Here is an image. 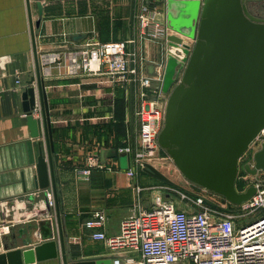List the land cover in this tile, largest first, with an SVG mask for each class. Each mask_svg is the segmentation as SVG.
Here are the masks:
<instances>
[{"label": "crops", "instance_id": "obj_1", "mask_svg": "<svg viewBox=\"0 0 264 264\" xmlns=\"http://www.w3.org/2000/svg\"><path fill=\"white\" fill-rule=\"evenodd\" d=\"M30 3L31 10L27 0H0V253L6 252L4 244L10 249L33 248L34 264H63L57 207L56 203L52 207L48 203V193L54 191L51 186L41 188L38 182L40 158L48 162L38 95L34 110L40 126L38 137L31 136L24 110L23 93L31 86L28 81L36 76V42L49 108L68 259L76 262L120 256L139 260L138 251L115 252L104 241L94 239L85 222L103 212L107 221L102 230L107 235L118 234L131 208L150 206L154 192L147 190L157 187L160 180L137 167L134 175H129L132 160L121 150L137 148L140 141L139 112L145 105L146 91L142 78L164 79L168 45L146 35L139 20L148 6L155 8L165 22L162 2L43 0L41 14L38 2ZM181 36L184 43L190 44L191 37ZM122 40L129 41L128 51L133 53L131 66L137 73L134 81L121 82L105 72L71 77L65 74V59L61 64L51 60L44 63L43 57L53 52L65 56L69 50L90 42ZM163 81L161 93H165ZM32 85L37 88V81ZM110 149L117 155L102 160L101 151ZM121 154L126 155L127 167L115 161ZM92 156H98L107 168H96L87 178L79 176L77 171L87 167ZM46 222L48 226H41ZM42 228L51 233V238L45 237Z\"/></svg>", "mask_w": 264, "mask_h": 264}, {"label": "water", "instance_id": "obj_2", "mask_svg": "<svg viewBox=\"0 0 264 264\" xmlns=\"http://www.w3.org/2000/svg\"><path fill=\"white\" fill-rule=\"evenodd\" d=\"M27 5L31 10L30 0ZM37 5L41 14L43 5L41 2ZM31 25L35 39L33 21ZM167 25L195 42L193 45L184 43V39L175 34L168 37L169 56L163 81L165 93L184 69L169 94L159 144L189 181L239 205L256 191L254 185L238 191L236 180L242 156L264 131V19L251 14L243 0H168ZM33 46L36 76L28 81L31 86L23 93L24 110L31 136L38 137L39 120L34 117L38 95L48 147V162L44 157L39 161L38 182L41 188L51 186L54 191L63 264H113V259L108 257L76 262L68 259L47 95L36 42ZM35 80L37 88L32 85ZM116 155L114 149L101 151L102 160ZM254 161V167L245 166L252 174L264 169V141L254 153ZM144 170L182 188L150 163L145 164ZM43 225L46 227L49 222L41 223ZM42 230L44 234L48 233ZM51 236V233L45 235ZM52 243L57 247L56 241ZM4 249L6 252L0 253L2 264L35 262L33 248L10 249L4 244ZM54 256H57V250Z\"/></svg>", "mask_w": 264, "mask_h": 264}, {"label": "built area", "instance_id": "obj_3", "mask_svg": "<svg viewBox=\"0 0 264 264\" xmlns=\"http://www.w3.org/2000/svg\"><path fill=\"white\" fill-rule=\"evenodd\" d=\"M139 20L146 35L165 38L167 25L159 19L157 11L145 7ZM128 43L124 40L90 42L69 50L65 56L53 52L51 56L43 57L44 63L51 60L61 64L65 59V74L71 77L105 72L121 82L134 81L137 73L131 66L133 53L128 51ZM150 80L142 78L143 85H149ZM17 83H22L21 78ZM166 106L167 102L156 100L145 104L139 112V146L121 150L132 160L129 175H134V167L144 169L149 163L147 159L155 153ZM261 137H264V131L259 139ZM96 168L105 169L107 165L98 156H92L87 167L77 173L87 178ZM254 186V195L239 204L240 213L217 206L202 195L189 197L184 193L182 198L190 199L195 207H179L171 194L157 192L151 195L149 207L131 208L130 214L122 220L118 234L107 235L102 230L107 221L103 212L88 219L85 227L92 231L94 239L104 241L112 251H138L141 254L139 260L115 257L113 264H264V184L259 182ZM48 198L49 206H54V192H49ZM250 216L251 221H244Z\"/></svg>", "mask_w": 264, "mask_h": 264}, {"label": "rangeland", "instance_id": "obj_4", "mask_svg": "<svg viewBox=\"0 0 264 264\" xmlns=\"http://www.w3.org/2000/svg\"><path fill=\"white\" fill-rule=\"evenodd\" d=\"M254 0H252L250 3L247 0H243L244 3H247L249 8L252 11H264V4L261 3H254ZM162 2V12L163 16L165 17V22H167L168 19V1L167 0H161ZM148 7V6H147ZM150 10H154L155 8L148 7ZM259 9V10H258ZM159 17V16H158ZM167 25V24H166ZM166 36L163 40L168 45V37L172 34L178 35L180 37L182 33L177 32L173 29H170L167 25ZM195 42V39L192 38L190 44L193 45ZM168 47V46H167ZM184 69V68H183ZM183 69L181 70L179 76L175 77V81L173 82L172 86L166 93H161V86L162 81L159 79H151L149 85H144L146 91L145 96L143 97V103L147 104L152 101L160 100L163 102H167L169 94L173 87L179 82L181 74L183 72ZM165 104V103H164ZM140 124H141V118H140ZM164 126V122H163ZM163 128V127H162ZM162 130V129H161ZM161 132V131H160ZM264 137H261L260 139H257L249 148V150L242 156L240 160L239 165V174L236 180V188L238 191H245L249 186L257 184L259 182L264 184V169L259 170L256 174H252L249 171L245 169L246 164H249L251 167H254L255 161H254V153L261 147L262 140ZM137 142V139L135 140ZM140 141H138L137 146H139ZM147 160H149V163L164 172L168 177H170L175 183L180 185L182 188L175 187L171 184H168L162 180H157V187H150L148 189V192H154V193H169L172 196V199H174L175 203L179 207H191L194 208L195 206L191 202L190 199L182 198V193L188 195L189 197L194 195H202L203 197L207 198L208 200L212 201L215 205L226 207L229 210L235 211V213H240V205L233 204L230 201H228L223 195H220L214 191L208 190L200 185H197L195 183H192L189 181L177 168L174 161L172 160L171 156L168 154V152L159 144L157 146V149L155 153L149 157ZM115 161H121L122 167H127L126 163V157H119V159H116ZM173 171V173L171 172ZM153 195V194H152ZM185 201H184V200ZM210 203V202H209ZM251 216L249 218L244 219V221L249 222L251 221Z\"/></svg>", "mask_w": 264, "mask_h": 264}, {"label": "flooded vegetation", "instance_id": "obj_5", "mask_svg": "<svg viewBox=\"0 0 264 264\" xmlns=\"http://www.w3.org/2000/svg\"><path fill=\"white\" fill-rule=\"evenodd\" d=\"M249 3L252 1V0H247ZM255 1V2H254ZM253 2L254 3H261V4H264V0H254ZM246 4V6H247V8H248V10H249V12L251 13V14H253V15H255V16H257V17H259V18H262V19H264V11H261V12H259V11H252L250 8H249V6H248V4L247 3H245ZM264 9V8H263ZM239 165H240V163H239Z\"/></svg>", "mask_w": 264, "mask_h": 264}]
</instances>
